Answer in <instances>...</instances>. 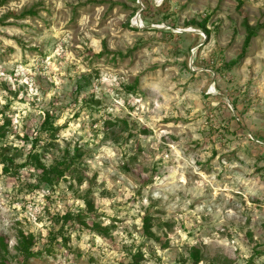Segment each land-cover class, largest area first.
Returning a JSON list of instances; mask_svg holds the SVG:
<instances>
[{"label":"rangeland","instance_id":"obj_1","mask_svg":"<svg viewBox=\"0 0 264 264\" xmlns=\"http://www.w3.org/2000/svg\"><path fill=\"white\" fill-rule=\"evenodd\" d=\"M47 111L55 142L32 147ZM256 137L264 0H0V151L26 163L0 165L5 264H264ZM30 152L78 168L50 188Z\"/></svg>","mask_w":264,"mask_h":264},{"label":"trees","instance_id":"obj_2","mask_svg":"<svg viewBox=\"0 0 264 264\" xmlns=\"http://www.w3.org/2000/svg\"><path fill=\"white\" fill-rule=\"evenodd\" d=\"M165 2V1H164ZM203 26V25H202ZM242 26L245 31V36L243 40V47L241 53L234 60L230 61V65L234 66L239 62L241 58H243L247 48L249 47L251 40L256 36L258 30L261 28V25L257 24L255 26L250 25L246 18L242 20ZM90 73H85L80 76L83 79H89L91 76ZM50 113L46 112L45 118L42 121L38 134L32 139V147L38 146L41 142H43V146L50 147L55 142L57 134L59 132V127L54 125L52 121H50ZM256 139L264 142V139L256 137ZM21 156L20 152H15L12 155H9V151L5 149H1L0 151V165L2 172L4 174L13 175L18 169L24 167L26 165L25 162L17 163L15 160ZM26 157H29L33 160L35 164V168L38 173L39 181L44 183L45 185L52 188L59 180L64 178L67 174H73L75 170L78 168L79 157L76 155H70L69 152H66L62 156H59L53 160V162L49 165H44L40 160V155L38 153L30 152ZM79 181V180H78ZM81 182V181H79ZM87 205L89 206L88 201ZM72 214L66 213L64 220H70ZM82 224H85L84 218L85 215L82 212H77L74 216ZM152 217L146 215L143 218V230L149 231L152 227ZM61 240L64 245L67 244L68 238L65 236H61ZM33 238L31 235L28 237L21 234L20 240L16 247V250L19 255L23 256L25 259L30 258L32 256L39 255L40 252L33 251L31 246L33 244ZM5 254H7V244L3 236H0V264H5ZM135 257V255H133ZM261 256V255H260ZM129 264H139L138 261L134 258L133 261L129 262ZM193 264H196L195 262Z\"/></svg>","mask_w":264,"mask_h":264}]
</instances>
